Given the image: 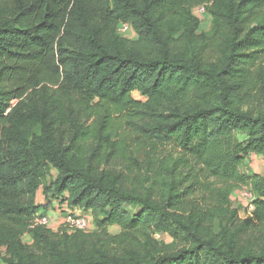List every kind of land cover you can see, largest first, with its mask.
I'll return each mask as SVG.
<instances>
[{"label":"trees","instance_id":"1","mask_svg":"<svg viewBox=\"0 0 264 264\" xmlns=\"http://www.w3.org/2000/svg\"><path fill=\"white\" fill-rule=\"evenodd\" d=\"M253 154L264 0H0V264H264ZM41 188L89 227L35 225Z\"/></svg>","mask_w":264,"mask_h":264},{"label":"rangeland","instance_id":"2","mask_svg":"<svg viewBox=\"0 0 264 264\" xmlns=\"http://www.w3.org/2000/svg\"><path fill=\"white\" fill-rule=\"evenodd\" d=\"M211 18L210 16L206 15L205 17L202 18V31H210L211 30ZM134 32L127 34L128 37H134ZM135 96L137 98L140 97L138 93H135ZM244 172L248 175H254L255 173L258 174H264V158L260 155H249L246 159V165L243 168ZM240 189L236 188L233 193H232V203L234 207H238L239 209V215L241 219H244L248 217V209L246 208V201H243V203L239 199V192ZM37 203L40 205L42 208L40 210V214L45 215L49 217L50 219V224L49 228L53 229L54 231H57L60 229L62 226H69L67 223L68 218L67 215L71 213L72 215L74 214L75 216H78L79 211L78 209L72 210L68 204H61L60 199H51L48 200L44 193L43 189L41 188L38 191L37 194ZM52 212H54L52 214ZM93 228V227H92ZM120 231L119 228H111V232L116 234ZM156 237L160 240L165 241L166 243H172L173 238L170 235L167 234H157ZM24 242L30 243L31 242V237L30 235H25L23 237Z\"/></svg>","mask_w":264,"mask_h":264},{"label":"built area","instance_id":"3","mask_svg":"<svg viewBox=\"0 0 264 264\" xmlns=\"http://www.w3.org/2000/svg\"><path fill=\"white\" fill-rule=\"evenodd\" d=\"M194 12L196 13V15H198L200 17H205L207 15V5L202 4V5H198V6L194 7ZM119 30L122 34L127 35V34L131 33L132 28L128 23H124L120 26ZM238 194H239V199L242 203H243V201H246L245 205H246V208L248 209V213H249L248 216H251L252 212L255 209L253 191L249 187L244 186V187L240 188ZM66 218H68L66 220H67V223L69 224L68 227L70 229L86 230L90 224V219L85 215L75 216L74 214L72 215L71 213H69ZM50 222L51 221H50L49 217H47L45 215H39L35 219L34 224L35 225L49 226Z\"/></svg>","mask_w":264,"mask_h":264},{"label":"crops","instance_id":"4","mask_svg":"<svg viewBox=\"0 0 264 264\" xmlns=\"http://www.w3.org/2000/svg\"><path fill=\"white\" fill-rule=\"evenodd\" d=\"M37 194H38V192H37ZM54 212H52V214H53Z\"/></svg>","mask_w":264,"mask_h":264}]
</instances>
